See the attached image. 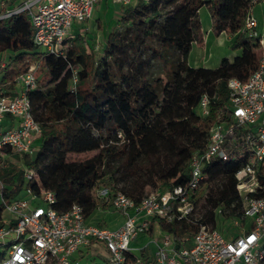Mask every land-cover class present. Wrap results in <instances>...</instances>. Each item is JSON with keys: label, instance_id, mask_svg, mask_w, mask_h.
Listing matches in <instances>:
<instances>
[{"label": "trees", "instance_id": "16d2710c", "mask_svg": "<svg viewBox=\"0 0 264 264\" xmlns=\"http://www.w3.org/2000/svg\"><path fill=\"white\" fill-rule=\"evenodd\" d=\"M250 5V0H136L134 5L122 7L125 26L106 35L97 60L72 42L64 57L43 54L33 44L26 18L0 20V55H10L1 83H11L31 65H37L36 72L42 71L39 79L36 73L37 88L28 93L41 135L31 158L24 162V170L31 172L32 178L26 181L23 173L19 175L25 193L30 190L39 195L41 190H48L55 197L52 209L66 213L77 205L92 223L90 218L96 210L110 207L108 201L96 198L97 189L107 187L137 204L147 195L148 186L164 192L185 184L192 155L205 148L211 125L218 117L229 120L225 111L228 80L244 82L258 68L259 44L241 32ZM203 6L210 16L211 33H225L231 47L240 50L238 56L231 61L222 59L214 69L190 68L187 64L191 44H204L198 19ZM227 8L232 9L231 20L223 17ZM157 61L168 70L166 80L157 79L155 96L130 113L129 100L153 85L151 69ZM72 68L81 69L74 92L69 89ZM204 94L209 98V114L201 118L197 104ZM100 98L104 99L101 104ZM92 132L97 136L95 152L69 161L73 140ZM11 152L2 150L0 162L3 153L10 159ZM242 162L211 161L205 168L207 179L196 192L195 208L203 199L205 212L200 221L211 223V228L218 207L241 217L234 174ZM4 169H9V164ZM10 175L7 172L6 176ZM0 196L2 226L3 203L14 198L3 186ZM160 226L174 236L177 246L181 238L196 231L194 225L185 222H161ZM139 256L128 255L124 264H135Z\"/></svg>", "mask_w": 264, "mask_h": 264}, {"label": "built area", "instance_id": "2783aa9c", "mask_svg": "<svg viewBox=\"0 0 264 264\" xmlns=\"http://www.w3.org/2000/svg\"><path fill=\"white\" fill-rule=\"evenodd\" d=\"M101 1L0 0V20L26 18L36 49L64 57L73 25L86 23ZM111 1L128 7L136 0ZM258 1L250 0L241 30L259 44L258 68L244 82L228 80L225 111L229 120L218 117L211 125L205 148L192 155L187 182L164 192L149 193L137 204L107 187L97 189L96 198L108 201L112 211L122 218L115 229L87 222L77 205L66 213L55 211L51 207L55 197L48 190H41L39 195L26 190L25 198L3 203V213L9 218H2L0 226V264H81L91 248L103 252L105 264H124L131 254L143 255L135 259V264H264V36L258 33L251 14ZM6 65L7 59L0 55V154L10 149L31 155L41 135L28 96L37 88V65L29 66L11 83L3 84L1 77ZM72 72L69 89L74 92L77 69L72 68ZM209 104L207 95L199 98L197 113L201 118L209 114ZM6 117L14 124L1 130ZM234 160L243 161L234 174L243 207L241 217L233 221L242 231L226 238L217 229L193 220L195 195L207 179L205 168L211 161ZM32 176L30 172L24 179L30 180ZM161 222H185L194 225L196 231L181 238V245L177 246L174 236L163 231ZM138 237L147 241L134 247L132 242ZM149 246L153 249L150 254L146 253ZM86 249L88 252L83 253Z\"/></svg>", "mask_w": 264, "mask_h": 264}, {"label": "rangeland", "instance_id": "374dc122", "mask_svg": "<svg viewBox=\"0 0 264 264\" xmlns=\"http://www.w3.org/2000/svg\"><path fill=\"white\" fill-rule=\"evenodd\" d=\"M109 5L113 9V4L111 0H109ZM99 10V9H98ZM251 14L255 18L256 22L258 23V31L260 32L261 36H264V0H260L256 2L251 8ZM223 17L226 20H231L232 18V9L227 8ZM96 16L91 17L86 23L81 25H73L71 31V37L68 39V44L70 42L82 47L87 53H91L95 60L102 56V49L105 42L106 35L110 31L120 32L124 28L123 22H121L122 12H109L103 18L98 14L97 18L101 20H96ZM198 19L201 25L202 33L205 35L206 46L204 49H200L199 47L194 46V43L191 44L193 47L192 51L190 52L189 56L187 57V62L193 68L198 67H206V68H215L218 66L220 59H230L236 56L239 53V49H233L231 47V39L223 33V35L216 41L214 35L210 34L211 28V20L208 14L207 9L203 6L198 11ZM7 56V55H6ZM77 71H81L79 68ZM167 68L161 61H157L154 63L151 74L153 85L147 87L145 91H141L136 96H133L129 100V111L132 113V109L134 107H141L147 102H149L156 93L155 84L156 80L160 79L162 82L167 78ZM41 69H38L37 78L39 79L42 77ZM89 83V80L86 81ZM96 83V80L93 79L92 85ZM104 101L103 98H100L99 103L101 104ZM133 119V117H131ZM132 123H134L132 121ZM1 130H3V126H1ZM38 141H36L35 146H37ZM97 136L94 132L92 133H85L83 135L77 136L73 140V148L71 153L68 156L69 161H78L85 156L92 155L97 146ZM12 153V152H11ZM31 155L25 156L18 153H13L11 158L8 159L6 157V153H3L1 156L0 168L3 169V175L0 176V187L3 186L9 190V194L11 198H16L20 196V192L23 188V184H19V175L23 173V178H25V174L29 172L24 170V162L27 159H30ZM9 164V169H4L6 165ZM7 172H10L11 175L9 177L6 176ZM23 183L25 184L26 181L23 179ZM122 185L119 184L118 187ZM154 189L151 187H146L145 193H155ZM1 201V196H0ZM39 205H43L42 201H38ZM204 201L203 199H199L197 201V205L195 208L196 215L194 216L193 220H201L203 218V214L205 212ZM233 206V205H232ZM243 204H241V208ZM220 207L215 209L214 214V221L213 227L216 228L221 234H223L226 238H230L241 233V228L235 226L233 221L237 219L236 216H231L226 213V211H220ZM3 218H9V215L5 212L3 213ZM114 218V219H113ZM113 219V220H112ZM90 221L94 224H99L101 226H106L109 229H115L119 227L122 223V218L112 211L110 207L106 209H99L96 210L93 216L90 218ZM208 225L212 226L211 223ZM241 225H244L243 223ZM147 240L143 237H138L135 241L132 242L134 247L142 246ZM153 250L151 246L146 253L150 254V251ZM1 251V248H0ZM94 252V251H93ZM99 253V252H98ZM96 253L94 258H92L91 254H86L83 260H80L81 264H103L102 258L99 254ZM143 257V255L141 256Z\"/></svg>", "mask_w": 264, "mask_h": 264}, {"label": "crops", "instance_id": "0c3cea01", "mask_svg": "<svg viewBox=\"0 0 264 264\" xmlns=\"http://www.w3.org/2000/svg\"><path fill=\"white\" fill-rule=\"evenodd\" d=\"M203 1H208V0H203ZM112 2V1H111ZM114 4V3H113ZM124 8V7H123ZM123 8H122V6H120V5H117V4H115L114 6H113V9L111 8V6L109 5V0H103V1H101L99 4H97V6L95 7V9L93 10V13H92V16L91 17H93V15H94V17L96 16V20H101L102 18H103V16L105 17L109 12H116V11H120V12H122L123 11ZM202 8V7H201ZM99 9V10H98ZM98 14H100V16L102 17L101 19H99V18H97V16H98ZM209 14V13H208ZM110 31H111V29H110ZM109 31V32H110ZM257 31H258V23H257ZM108 32V33H109ZM210 34H212L211 33V31L209 32ZM258 33L260 34V32L258 31ZM213 35V34H212ZM223 35V33H221L220 35H218V36H214L215 38H216V41H217V38L219 39L221 36ZM203 41H204V44H203V46L202 47H199L200 49H204L205 48V46H206V40H205V35H203ZM195 46V45H194ZM194 46H192L191 47V49H190V52L192 51V49H193V47ZM196 47H198V46H196ZM190 52H189V54H190ZM189 54H188V56H189ZM240 54V51H239V53L236 55V56H238ZM7 55V56H6ZM1 56H3L4 58H6L7 60H8V58L10 57V55L8 54V53H3V54H1ZM236 56H234L233 58H235ZM232 58V59H233ZM220 60H222V59H220ZM229 61H230V59H228ZM219 63H220V61H219ZM187 64H188V66L190 67V68H193V67H191L190 65H189V63L187 62ZM219 65V64H218ZM218 67V66H217ZM198 68H205V69H210V68H206V67H198ZM216 68V67H215ZM211 69H214V68H211ZM6 91H10L9 89H7ZM13 121L9 118V117H6L4 120H3V122H2V126H3V129H6V128H10L11 126H13ZM0 190H1V187H0ZM26 197V193H25V191H24V189L22 188V190H21V192H20V196L19 197H16V198H25ZM16 198H14V199H16ZM115 215H117L116 213H115ZM118 216V215H117ZM114 219V218H113ZM112 219V220H113ZM104 227H106V226H104ZM90 251V254H91V256H92V258H94V255L96 254V253H98L99 254V256L102 258L101 260H102V262H103V264H105L104 263V258H103V255H102V253H101V250L100 249H98V248H91V250H89ZM94 251V252H93ZM86 252H88V250L86 249V250H84L83 251V253H86ZM102 255V256H101ZM83 260V259H82Z\"/></svg>", "mask_w": 264, "mask_h": 264}]
</instances>
